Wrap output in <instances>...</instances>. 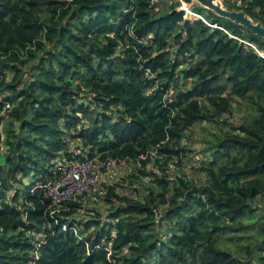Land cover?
<instances>
[{"label": "trees", "instance_id": "16d2710c", "mask_svg": "<svg viewBox=\"0 0 264 264\" xmlns=\"http://www.w3.org/2000/svg\"><path fill=\"white\" fill-rule=\"evenodd\" d=\"M160 1L0 0V264H241L215 246L264 197V39ZM222 2L264 25V0ZM240 102L190 178L186 131ZM124 157L135 194L108 185L104 219L31 191L59 162Z\"/></svg>", "mask_w": 264, "mask_h": 264}, {"label": "rangeland", "instance_id": "374dc122", "mask_svg": "<svg viewBox=\"0 0 264 264\" xmlns=\"http://www.w3.org/2000/svg\"><path fill=\"white\" fill-rule=\"evenodd\" d=\"M220 3L224 6L222 0H219ZM167 0H161L160 4L163 5ZM185 6V5H184ZM188 15L191 17H197L193 15L188 10ZM238 101H240L238 99ZM235 109H233L232 113H225L221 120L218 121H210V120H201L193 124L187 131L186 144L191 150L189 155L190 158L186 161V164L182 166V171L187 174L190 178L200 181L202 180L201 175L195 171V168L200 164L201 157L203 156V152L211 145L217 136L221 135L225 130L229 129V125L237 126L241 121L242 117L248 114L250 109H247L244 103L240 102V104L233 105ZM229 121L225 122V121ZM7 122L5 119L0 126V129L3 128L4 124ZM207 153V151L205 152ZM137 165L133 162H128L125 165H120L115 167L111 172L107 173L105 180L102 182L100 189L98 192L91 196H85L82 198L85 202L82 203V208L78 210L76 215L79 218L89 217L91 215L99 214L101 219L106 217V213L108 209L111 207L105 199L104 195L107 190L108 185L115 186L117 192L122 194L133 195L131 187L126 182V178L132 173L136 172ZM170 176L174 177L176 173H178L177 168H173L170 165ZM145 183L152 184L148 177L143 178ZM253 207L255 208V214L250 217L244 219L237 223V226L240 228L229 231L226 235L222 236L216 242V248L220 251L228 252L236 258L241 259V264H258L257 258L260 254L264 256V252L260 253L257 249L258 245L262 240L261 235L258 233V229L262 225V221L264 219V197L259 196L255 198L253 202ZM251 251V259H248L246 256L247 251Z\"/></svg>", "mask_w": 264, "mask_h": 264}, {"label": "built area", "instance_id": "2783aa9c", "mask_svg": "<svg viewBox=\"0 0 264 264\" xmlns=\"http://www.w3.org/2000/svg\"><path fill=\"white\" fill-rule=\"evenodd\" d=\"M189 12L192 14L191 11ZM193 15L196 14L193 13ZM9 107L8 104L0 112V118L7 115ZM128 162H130V159L127 157L104 160H76L68 163L59 162L57 168L60 173L59 178L38 183L31 188V191L34 193L38 188L44 189L46 196L51 198L53 205L57 208L68 209L67 203L69 201H82L83 197L95 194L100 189L107 173Z\"/></svg>", "mask_w": 264, "mask_h": 264}, {"label": "water", "instance_id": "95a60500", "mask_svg": "<svg viewBox=\"0 0 264 264\" xmlns=\"http://www.w3.org/2000/svg\"><path fill=\"white\" fill-rule=\"evenodd\" d=\"M212 10L215 14L225 17L249 30L252 34L264 39V25L252 20L244 11L225 8L219 0H191ZM193 14V13H192ZM198 16V15H196Z\"/></svg>", "mask_w": 264, "mask_h": 264}]
</instances>
